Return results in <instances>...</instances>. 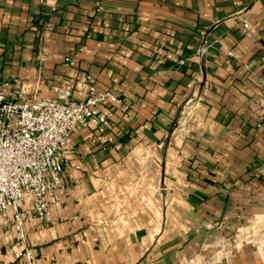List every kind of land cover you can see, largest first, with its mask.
Instances as JSON below:
<instances>
[{
	"label": "crops",
	"instance_id": "crops-1",
	"mask_svg": "<svg viewBox=\"0 0 264 264\" xmlns=\"http://www.w3.org/2000/svg\"><path fill=\"white\" fill-rule=\"evenodd\" d=\"M85 74L115 140L70 135L33 258L0 228V264H264V0H0V88Z\"/></svg>",
	"mask_w": 264,
	"mask_h": 264
},
{
	"label": "built area",
	"instance_id": "built-area-1",
	"mask_svg": "<svg viewBox=\"0 0 264 264\" xmlns=\"http://www.w3.org/2000/svg\"><path fill=\"white\" fill-rule=\"evenodd\" d=\"M51 89L54 97L37 90L29 96L10 82L0 88V228L15 230V244L28 259L33 253L26 226L52 221L51 205L63 187L70 135L90 128L94 145L113 143L114 116L125 104L118 91L100 89L91 74L68 78ZM257 173L264 178V166Z\"/></svg>",
	"mask_w": 264,
	"mask_h": 264
}]
</instances>
